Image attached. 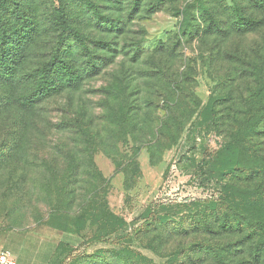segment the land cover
<instances>
[{
    "label": "rangeland",
    "instance_id": "374dc122",
    "mask_svg": "<svg viewBox=\"0 0 264 264\" xmlns=\"http://www.w3.org/2000/svg\"><path fill=\"white\" fill-rule=\"evenodd\" d=\"M94 1L115 28L107 32L97 25L81 0H15L10 6L11 15L27 10L36 30L22 40L26 59L17 81L5 90L0 79V106L5 100L18 104L22 95L36 90L59 36L66 41L63 54L70 70L84 81L81 89L63 91L27 117L11 105L0 115V251L10 231L25 230L78 239L64 246L52 264H95L99 255L109 256L104 250L122 246L164 264L153 249L138 241V230L154 218L178 221L183 214H194L220 192L227 177L204 162L212 163L222 138L206 131L201 125L205 120L194 121L195 117L178 144L158 152L151 163L150 152L140 145L148 139L146 121L138 112L143 106V83L154 65L176 66L172 45L179 19L173 9L153 14L142 9L133 16L129 10L133 0H123L125 12L108 9L113 8L110 0ZM62 4L71 24L87 37L85 47L58 29ZM98 42L107 43L109 50H102ZM161 46L163 54L154 52L157 57L151 62L147 53ZM184 52L194 58L197 44ZM94 63L101 72L88 75ZM191 63L196 93L206 105L214 96V76L202 62ZM18 124L26 127L28 137L16 152L3 154ZM98 184L104 192L89 210L85 191Z\"/></svg>",
    "mask_w": 264,
    "mask_h": 264
},
{
    "label": "trees",
    "instance_id": "16d2710c",
    "mask_svg": "<svg viewBox=\"0 0 264 264\" xmlns=\"http://www.w3.org/2000/svg\"><path fill=\"white\" fill-rule=\"evenodd\" d=\"M81 1L102 29L108 32L111 26L115 28L112 19L104 15L103 8L94 0ZM14 2L0 0V79L5 90L17 81L25 65L22 40L36 30L27 10L10 14ZM110 3L113 8L108 9L125 12L123 0ZM142 9L150 14L173 9L179 19L172 45L176 66L160 62L146 72L143 106L138 111L146 121L145 137H148L140 144L142 150L150 152L154 164L158 152L176 146L192 120L202 118L205 130L222 138V146L215 150L212 163H204L215 172L222 171L227 180L220 192L196 213L183 214L178 221L154 218L145 222L138 230V241L153 249L164 264H264V0L130 2L133 16ZM56 25L62 35L85 47L87 37L71 24L64 4L59 8ZM65 44V39L59 36L51 59L40 72L36 90L31 95H22L18 104L5 100L0 115L11 105L27 117L63 91L83 87L82 76L70 70L64 57ZM98 44L102 50H109L107 43ZM192 44H197L198 53L189 59L184 51ZM161 49L162 46L147 53L151 62L157 57L154 52L163 54ZM192 60L205 64L214 76V96L206 105L196 93ZM88 72L97 75L101 69L94 63ZM18 127L12 144L6 142L3 154L16 152L28 137L26 127L20 124ZM100 150L110 156L106 149ZM134 158L135 155L127 160L125 170L130 169ZM215 172L209 173L212 176ZM103 192L102 184L86 189L89 210H94L91 205ZM103 253L109 256L103 259L98 254L95 264H155L128 246Z\"/></svg>",
    "mask_w": 264,
    "mask_h": 264
},
{
    "label": "crops",
    "instance_id": "0c3cea01",
    "mask_svg": "<svg viewBox=\"0 0 264 264\" xmlns=\"http://www.w3.org/2000/svg\"><path fill=\"white\" fill-rule=\"evenodd\" d=\"M73 243H78L73 236L45 237L14 230L5 237L2 251L9 253L17 264H52L63 247Z\"/></svg>",
    "mask_w": 264,
    "mask_h": 264
},
{
    "label": "built area",
    "instance_id": "2783aa9c",
    "mask_svg": "<svg viewBox=\"0 0 264 264\" xmlns=\"http://www.w3.org/2000/svg\"><path fill=\"white\" fill-rule=\"evenodd\" d=\"M0 264H17L15 259L7 252H0Z\"/></svg>",
    "mask_w": 264,
    "mask_h": 264
}]
</instances>
